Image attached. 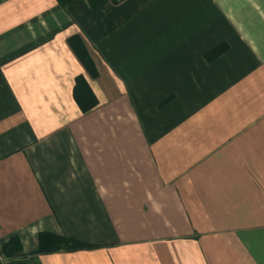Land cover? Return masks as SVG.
Listing matches in <instances>:
<instances>
[{"label": "crops", "instance_id": "1", "mask_svg": "<svg viewBox=\"0 0 264 264\" xmlns=\"http://www.w3.org/2000/svg\"><path fill=\"white\" fill-rule=\"evenodd\" d=\"M0 264H264V0H0Z\"/></svg>", "mask_w": 264, "mask_h": 264}, {"label": "trees", "instance_id": "2", "mask_svg": "<svg viewBox=\"0 0 264 264\" xmlns=\"http://www.w3.org/2000/svg\"><path fill=\"white\" fill-rule=\"evenodd\" d=\"M216 52L217 51L215 50L212 53L208 54L207 58L208 59L212 58L214 54H216ZM74 95L83 112H86L88 109L92 107V105L90 104L86 105V97L82 93L81 86L78 82L76 83V87L74 89ZM45 236L49 238V245L42 247V249H39L37 253H52V252H59V251L72 252V251H77V250L92 249L95 247V246L85 244L83 242H79L76 239L70 238V237L50 236L48 234L47 235L42 234V238ZM14 245H16V242L14 239L8 240L4 244V247H3L4 251L6 253L11 252L13 250Z\"/></svg>", "mask_w": 264, "mask_h": 264}]
</instances>
